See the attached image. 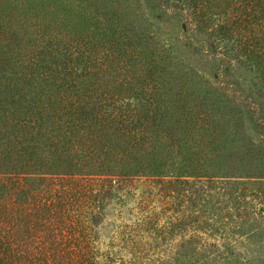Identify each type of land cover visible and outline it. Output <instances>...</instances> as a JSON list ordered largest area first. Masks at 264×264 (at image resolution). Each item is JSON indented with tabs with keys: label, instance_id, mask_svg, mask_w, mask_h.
<instances>
[{
	"label": "trees",
	"instance_id": "trees-1",
	"mask_svg": "<svg viewBox=\"0 0 264 264\" xmlns=\"http://www.w3.org/2000/svg\"><path fill=\"white\" fill-rule=\"evenodd\" d=\"M155 1L208 53L221 48L219 84L189 71L153 22L123 17L131 0L29 1L35 37L17 54L0 45V264H100L66 232L95 227L117 180L230 175L215 137L245 116L264 128V0ZM242 70L254 72L247 89ZM57 249L66 257L44 260Z\"/></svg>",
	"mask_w": 264,
	"mask_h": 264
},
{
	"label": "rangeland",
	"instance_id": "rangeland-1",
	"mask_svg": "<svg viewBox=\"0 0 264 264\" xmlns=\"http://www.w3.org/2000/svg\"><path fill=\"white\" fill-rule=\"evenodd\" d=\"M29 1L32 0H0V45L10 51L12 43L16 54L20 44L26 43L25 32L34 37L36 34L30 11L24 9ZM70 1L79 5V0ZM128 5L123 17L128 21L139 17L144 24L153 22V34L166 43V49L175 52L189 71L219 84L218 73L224 62L220 47H210L208 53L202 40L185 36L186 25L180 27L179 20L173 19L168 10L158 8L155 0H131ZM7 25L11 27L10 34ZM18 74L28 79L25 71ZM34 77L30 81L38 80ZM253 77L250 70L236 72V78L245 84L242 89H247ZM4 125L0 122V126ZM222 125L219 130L225 131L226 123ZM232 126L215 137L217 147L224 145L228 152L230 175L184 178L189 180L185 184L174 183L176 178H167L168 183L140 176L117 180L104 204L97 205L93 212L97 215L95 227L84 230L79 222L66 232L70 234L69 242L88 245L86 257L100 264H264V128H256L249 116ZM48 230L38 224V242L43 241ZM86 232L89 234L84 239ZM27 233L20 230L19 241L37 244ZM53 240L46 238L45 242L51 244ZM59 256L66 257L57 249L44 260L53 263Z\"/></svg>",
	"mask_w": 264,
	"mask_h": 264
}]
</instances>
